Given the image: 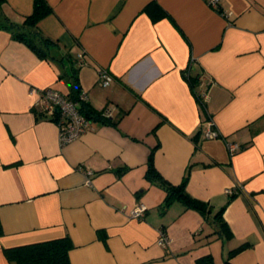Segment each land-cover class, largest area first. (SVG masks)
Returning <instances> with one entry per match:
<instances>
[{"label": "crops", "instance_id": "obj_1", "mask_svg": "<svg viewBox=\"0 0 264 264\" xmlns=\"http://www.w3.org/2000/svg\"><path fill=\"white\" fill-rule=\"evenodd\" d=\"M33 1L4 0L0 17L21 22ZM46 1L53 11L37 27L55 42L48 57L0 28V264H10L5 247L64 236L70 264H264V0H220V10L206 0ZM31 87L84 90L110 116L60 144ZM207 127L217 136L196 146ZM152 151L171 183L190 165L185 190L208 209L164 203L146 176ZM139 202L146 210L132 218Z\"/></svg>", "mask_w": 264, "mask_h": 264}, {"label": "trees", "instance_id": "obj_2", "mask_svg": "<svg viewBox=\"0 0 264 264\" xmlns=\"http://www.w3.org/2000/svg\"><path fill=\"white\" fill-rule=\"evenodd\" d=\"M3 2L4 0H0V6L3 4ZM153 7H156V4L152 3L145 9L148 12L153 13V11H151ZM52 11L53 10L51 6L46 0H34L32 12L24 16L21 22H14L7 16L2 15L0 17V28L2 27L7 29L13 38L24 42L39 57L45 58L48 57V53L52 50L51 44L55 42L48 39L47 37H44L40 33L37 23ZM77 95L75 98H77ZM79 108L80 111L92 122L105 121L109 118L102 115L104 109H93L88 102H80ZM201 138L200 129L192 138L196 146H198L199 139ZM189 167L190 165L187 167L182 180L179 183H171L164 179L154 167L152 151L147 160L146 176L152 181H158V183L166 190V196L164 200L166 205L169 204L173 199H179L187 205H190L200 211H204L208 209L206 203L191 197L185 190V185L189 175ZM221 210L218 212V216L221 214ZM1 232L2 229L0 225V234ZM72 247L73 244L71 239L68 236H64L50 240L5 247L3 248V252L10 264H70L69 250ZM242 247L243 245L237 247L233 250V252ZM199 264L211 263L206 259H200ZM223 264L232 263L229 260H225Z\"/></svg>", "mask_w": 264, "mask_h": 264}, {"label": "built area", "instance_id": "obj_3", "mask_svg": "<svg viewBox=\"0 0 264 264\" xmlns=\"http://www.w3.org/2000/svg\"><path fill=\"white\" fill-rule=\"evenodd\" d=\"M208 5L216 10L219 9L220 0H206ZM221 12V11H220ZM223 12V11H222ZM221 12V13H222ZM85 61L81 53L77 54L76 65L82 66ZM112 80V75L108 73L106 69H101L98 73V84L101 86H107ZM200 89L197 92L200 100H205L207 98L206 85L209 83V79L204 76H200L199 80ZM30 93H37L38 99L36 100V105L38 111L45 116L50 117L58 126V139L60 144H66L71 142L84 133H86L92 125V121L87 118L80 111V102H88L87 94L84 90H79L77 98L71 99L66 97L60 91L52 88L45 87L42 89H35L31 87L29 89ZM102 115L104 117L110 116V111L104 109ZM217 136L216 130L211 127L201 128V137L213 138ZM237 144H228V150L232 153ZM87 173H91L90 169H87ZM228 193H233L232 189L227 190ZM146 210V205L144 203H137L133 209L130 211V216L132 218H140ZM157 243L163 247L167 246L169 243V238L167 234L163 231H159Z\"/></svg>", "mask_w": 264, "mask_h": 264}]
</instances>
